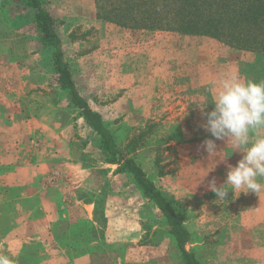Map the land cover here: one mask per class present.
Returning a JSON list of instances; mask_svg holds the SVG:
<instances>
[{
	"label": "rangeland",
	"instance_id": "1",
	"mask_svg": "<svg viewBox=\"0 0 264 264\" xmlns=\"http://www.w3.org/2000/svg\"><path fill=\"white\" fill-rule=\"evenodd\" d=\"M44 2L54 19L64 59L77 90L92 110H103L104 122L112 132L118 150L133 158L156 187L176 203L193 238L187 249L194 251L200 264H264V188L258 193L239 194L238 190L236 195L230 191L227 201L217 200L208 189V182L215 178L217 186L222 185L228 167L235 166L237 161L229 162L225 155H229L228 149L220 147L215 138L217 152L209 156L203 149L200 141L208 137L199 135L205 131L195 130L205 123L201 116L177 114L174 107L170 113H163L155 97L162 92L169 96L177 93L174 89H162L167 84L163 83L165 74L174 80L175 77L181 78L187 75L189 63L193 60L197 61L198 67L197 77L192 78V82L198 86L220 74L263 81L257 78V72L264 73V57L236 50L206 36L175 32L152 33L151 36L152 31H144L147 35L143 36L145 33L139 31H123L111 22L97 19L94 0ZM157 38L167 44L168 51L162 52V47L156 44ZM142 41L154 45L152 49L160 50L152 51L153 64L158 62L159 56L160 63L170 60L179 67L174 70L169 63V67L160 68L152 65V61L147 65L143 61L148 56L139 53V49H146L141 45ZM127 44L131 51L125 56L123 52ZM178 46L180 49H176ZM123 57L134 62L135 65L129 68L131 72L127 67L115 66L117 60L126 62ZM206 62L212 68L208 72L203 68ZM142 63L153 71L151 77L150 70L146 73L147 67ZM159 69H163V77H159ZM116 71L118 75L114 76ZM113 76L119 81L134 78L130 85L119 83L132 87L130 94L133 97L124 102L132 103L134 110L144 108L151 113H113L126 110L124 105L113 107L117 101L113 98ZM168 84L167 87L175 85ZM124 93L123 88L118 96ZM147 104L148 107H143ZM0 108L4 118L5 113L16 109L17 114L12 118L16 124L35 118L33 125L21 129L22 149L27 146L33 152H47L64 148L69 167L81 164L91 168L100 176L102 186L109 187L107 174L110 166L100 149L99 138L59 88L53 67V50L41 39L35 11L24 0H0ZM35 120L37 124L46 125L43 131L37 129ZM50 125L54 126V132ZM62 128L68 129V142L61 147L55 137ZM11 133L9 129L5 131L7 137ZM256 136L264 134L258 135L255 130L250 133V138ZM197 141L198 147L189 146ZM242 151L235 150L239 160L244 154ZM111 168L113 205H123L113 211V242L122 240L119 234L126 225L128 235L140 234V244L149 247L144 249L147 264H181L176 248L165 235L157 211L143 202L128 176L117 174L118 166ZM260 182L264 184V179ZM126 204L132 208L124 207ZM124 208L130 211L126 214ZM135 247L136 244L129 245L128 249ZM121 248L119 245L113 251L121 252Z\"/></svg>",
	"mask_w": 264,
	"mask_h": 264
},
{
	"label": "crops",
	"instance_id": "2",
	"mask_svg": "<svg viewBox=\"0 0 264 264\" xmlns=\"http://www.w3.org/2000/svg\"><path fill=\"white\" fill-rule=\"evenodd\" d=\"M120 29L145 33L144 30ZM152 33L155 35V33L167 32H150L151 36ZM141 43L146 49H139V53L148 56L143 62L149 65L154 56L152 51L160 50L152 49L154 45L144 41ZM156 44L162 47V52L169 50L166 48L167 44L159 41L158 38ZM124 48L123 53L127 56L130 54L131 47L127 44ZM124 59L125 63L122 59V63L117 60L115 66L127 67L128 70L135 65L132 60ZM160 60L158 56V62L153 64L152 61L151 64L161 68L169 67V63H172L170 60L160 63ZM196 62V60L190 61L189 72L181 78L175 77L174 80L172 76L165 74L163 83H175V85L167 87L166 84L162 89L165 91L174 89L177 93L169 96L162 92L155 97L156 102H160L163 113H170L174 107L177 114L198 115L201 116L202 121L206 122L202 113L213 109V98L219 91L220 80L224 76L217 75L215 79H207L204 84L198 86L192 82L194 81L192 78L197 77ZM143 65L145 64L142 63ZM178 65L173 62L171 66L176 70ZM209 65L206 62L203 67L207 72L208 69H212ZM149 70L148 66L146 73ZM129 71L131 72L130 69ZM162 71L163 69L158 70L159 77H163ZM141 74L144 75V72L142 71ZM113 75H118V71ZM149 75L150 77L153 75L152 70L149 71ZM114 76L113 98H117V101L113 103V107L118 108L124 105L126 110H113V113H151L144 108L141 111L134 110L132 103L124 102L125 99L128 101V98L133 97L130 94L132 87L119 85V83L125 82L130 85L134 78L128 77L119 81ZM181 83L184 85H180ZM123 88L125 93L118 96V92ZM215 88L216 92H214ZM148 106L149 104L143 107ZM93 111L103 118V110L99 108ZM16 114L17 111L14 109L5 113L6 118H4L0 108V254L7 255L13 264H147L148 258L144 256V249L149 247L140 244V234L131 237L125 225L119 234L122 240L118 242L115 239L113 242V211L123 207L122 204L113 205V168H111L113 164H108L110 166L107 174L109 187L104 188L100 176L91 168L83 167L81 164L69 167L68 159L64 155L67 151L64 148L51 149L47 152L43 150L33 152L28 150L27 146L22 149L21 129L33 125L35 118H27L24 123L16 124L12 120ZM36 125L40 131L46 127L41 122ZM49 128L54 132V126L50 125ZM7 129L12 131L10 137L5 135ZM195 130L205 131L201 126ZM255 131L258 135L264 134V128ZM199 135H205L204 137L208 139L214 138L206 131ZM56 136L55 142L61 143V147L64 146L68 142V129H60ZM198 142L190 143L189 146L198 147ZM216 142L220 143V147L228 149L229 155H225L229 162L239 161V155H236V149L231 141L227 142L226 138ZM54 175L56 180L50 183V178ZM125 206L132 208L129 204ZM124 210L126 214L130 211L127 208ZM133 244L137 247L128 249V246ZM119 245L122 247L121 252H114L113 250H116Z\"/></svg>",
	"mask_w": 264,
	"mask_h": 264
},
{
	"label": "trees",
	"instance_id": "3",
	"mask_svg": "<svg viewBox=\"0 0 264 264\" xmlns=\"http://www.w3.org/2000/svg\"><path fill=\"white\" fill-rule=\"evenodd\" d=\"M24 1L35 11L41 39L53 50V67L59 88L67 94L79 117L99 138L106 163L118 166L116 172L127 175L143 202L157 211L180 263L200 264L194 251L186 248L192 244L193 238L176 203L156 187L133 158L124 156L118 150L113 134L101 115L89 107L77 90L46 2ZM94 4L97 19L120 28L206 36L236 50L264 57V0H94ZM257 74V78L264 81V73Z\"/></svg>",
	"mask_w": 264,
	"mask_h": 264
},
{
	"label": "clouds",
	"instance_id": "4",
	"mask_svg": "<svg viewBox=\"0 0 264 264\" xmlns=\"http://www.w3.org/2000/svg\"><path fill=\"white\" fill-rule=\"evenodd\" d=\"M210 112H203L206 122L201 127L215 140L231 141L234 149H243L242 158L235 166H229L225 182L217 186L215 178L208 182V189L217 200L227 201L231 191L258 193L264 184V136L250 138L254 130L264 128V81L241 80L237 76L222 77L220 89L213 98ZM213 139L202 142L210 155L217 152ZM230 186V188H229ZM0 264H13L7 256L0 254Z\"/></svg>",
	"mask_w": 264,
	"mask_h": 264
},
{
	"label": "built area",
	"instance_id": "5",
	"mask_svg": "<svg viewBox=\"0 0 264 264\" xmlns=\"http://www.w3.org/2000/svg\"><path fill=\"white\" fill-rule=\"evenodd\" d=\"M55 180H56V175H54V176H52V177L50 178V183H53Z\"/></svg>",
	"mask_w": 264,
	"mask_h": 264
}]
</instances>
